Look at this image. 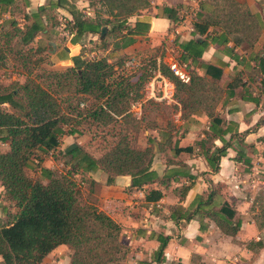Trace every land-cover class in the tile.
I'll return each mask as SVG.
<instances>
[{
    "label": "trees",
    "instance_id": "obj_1",
    "mask_svg": "<svg viewBox=\"0 0 264 264\" xmlns=\"http://www.w3.org/2000/svg\"><path fill=\"white\" fill-rule=\"evenodd\" d=\"M84 1L88 2L89 8L98 5L102 10L95 11L94 16L90 17L69 0H50L29 13L28 0H0V23L8 26L0 41V67L5 64L7 53L12 52L26 69L23 83H12L0 89V144L8 147L5 152L0 149V192L16 209L14 213H6L5 222L0 221L1 264H42L46 256L59 246L71 248L68 264H120L126 254L120 241L121 227L98 208L101 184L88 174L98 170L103 172L107 176L106 185H111L115 177L129 176L130 187L136 189L155 183L166 186L170 181H175V175L187 180L193 177L178 168L164 172L162 177L151 170L155 148L157 152L165 154L169 148L176 155L192 151L191 147L176 146L169 127L159 132L161 141L148 139V145L144 148H134L127 137H123L99 157L90 155L80 147L68 154L61 151L64 157H71L70 170L59 172L41 166L38 176H27L26 170L35 160L41 165L39 157L49 155L58 147L60 137L65 134L63 126L72 125V118L62 111L58 100L60 95L95 96L100 104L88 116L94 120L101 117L112 119L113 116L124 115L132 103L133 93L137 101L141 97L139 90L147 82L142 75L134 83L124 76L113 78L114 67L106 58H86L82 40L85 36H97L103 48H107V41L112 40L114 50L125 49L148 31V20L140 18L142 12L151 7L150 0ZM19 3L25 10L22 14L25 24L22 27L13 17ZM58 9L64 10L70 17L66 20L69 42L81 46L80 54L70 58L72 65L66 69L41 70V74L35 78L31 75L39 60H33L32 56L38 48L33 50L29 46L39 33L46 32L44 22L54 20ZM180 9L164 7L162 15L175 24ZM4 12L11 16L7 21L2 18ZM132 18L135 21L129 25ZM193 27L194 38L179 45L181 61L191 60L195 68L203 71V76L191 70L189 81L182 83L163 62L160 65L161 73L175 85V101L183 121L199 112L209 119L208 130L196 146L200 147L210 170H218V162L227 155L228 149H235L234 161H242L249 167L250 159L244 149H251L252 146L244 143V137L255 128L233 133L231 124L225 126L216 107L223 97H231L233 90L229 86L225 89L220 84L221 68L199 59L208 44H215L222 46L230 58L237 60L235 48L245 44L250 52L249 58H253L258 67L250 71L249 79L260 78L264 96V44L257 52L253 51L262 34L263 22L245 4L235 0H208L200 4ZM210 28L218 31L211 34L208 32ZM197 36L203 37L202 40L196 39ZM246 92L251 94L249 89ZM251 101L259 102L254 98ZM263 121L264 116L255 126ZM74 133L75 130L70 129L69 135ZM227 135L229 138L226 140ZM215 140H220L222 146L216 147ZM262 156L264 159V151ZM76 175L81 176L79 181ZM188 191L189 186L183 185L179 199L184 198ZM220 191V186H211L208 194L196 197L189 209L180 205L170 207L171 219L177 224L181 219L188 222L199 214L212 220L222 234L234 238L240 230L241 221ZM257 195L251 210L256 206L255 224L258 229H264V190ZM160 197V192L151 189L146 199L151 201ZM165 242L162 240L160 243L156 256L163 253ZM248 247L251 248L252 243ZM191 263L203 264L196 255L192 256Z\"/></svg>",
    "mask_w": 264,
    "mask_h": 264
},
{
    "label": "crops",
    "instance_id": "obj_2",
    "mask_svg": "<svg viewBox=\"0 0 264 264\" xmlns=\"http://www.w3.org/2000/svg\"><path fill=\"white\" fill-rule=\"evenodd\" d=\"M49 1L28 0L27 12L32 13L38 7L48 4ZM189 1L150 0L151 7L143 11L140 18L148 20V31L137 37L135 42L123 49L120 54L138 53L142 51L144 42H148V46L150 43L152 49L158 48L165 39L174 45L173 50L180 56L181 60L179 45L186 44L194 38V35L185 28H180L179 35L176 39H172L170 31L174 24L162 15V9L164 7L172 10L183 8ZM235 1L245 4L249 11L263 22L262 34L253 49L254 52H257L264 44V0ZM81 4L80 8L88 7L86 2ZM57 11L66 18H70L64 10L58 9ZM214 31H218V29L210 28L208 30L211 34ZM197 37L198 40L203 38ZM68 44L69 50H67L68 48L64 49L60 59L66 62L67 67L72 65L70 58L79 55L81 51L80 45H72L69 41ZM235 54L238 56L237 60L230 58L222 46L208 44L199 60L205 64L221 68L223 74L220 84L225 89L229 86L228 88L233 90V95L223 97L216 107L217 114L226 123L225 126L231 124L233 133H243L255 128L244 137V143L252 146L251 149H244L246 156L250 159L249 167L244 165L242 161H234L236 151L235 149H228L227 155L221 157L218 162V170L212 172L200 147L196 146V143L204 138V132L208 130L209 119L204 113L199 112L192 115L189 120L183 121L180 118L181 113L178 108L174 115L176 130L172 133L173 141L176 142L178 148L191 147L192 151L190 153L181 152L176 155L169 148L166 154L157 152L155 148L151 170L162 177L164 172L178 168L193 176L191 180L175 175V181H170L166 186L155 183L146 185L142 189H136L130 187L131 178L129 176L115 177L111 185H106L107 176L103 172L98 170L88 174L93 180L101 184L98 208L121 227L120 241L125 247L126 254L120 264H192L193 255L200 257L203 264H264V229H258L254 217L247 218L248 213L244 210L252 207L255 199L246 190L254 191L257 189L255 194L262 189L264 190V176H261L264 174L262 156L264 151V121L255 126L264 116L263 88L259 84V77H254V80L249 79L250 71L256 70L258 67L252 61L253 58H249L250 52L246 50V45L237 46ZM187 63L190 65V71L193 70L198 75L203 76V71L195 68L191 64V60H188ZM242 84L245 86L243 87ZM247 89H249L250 95L246 92ZM251 98L259 100V102L254 103ZM154 138L152 137V139ZM228 138L229 135L225 137L226 140ZM155 140L161 141L159 132ZM147 145L146 142L142 146H135L134 148H144ZM214 145L221 147L222 143L220 140H215ZM167 160H172L175 164H172L174 162L168 163ZM36 174L38 176L39 172ZM183 185L189 186V191L180 200L179 192ZM211 186H220V192L236 210V217L241 221L240 230L234 238L222 234L212 220L199 214H195L193 219L188 222L181 219L177 224L170 217V207L180 205L184 209H189L196 197L208 194ZM151 189L160 192L161 197L148 201L146 197L149 196ZM162 240L166 241L163 253L156 256V251ZM250 243H252L251 248L248 247ZM61 247L63 246L57 247L48 254L42 264L49 255ZM1 261L0 257V263ZM68 263L69 256L65 264Z\"/></svg>",
    "mask_w": 264,
    "mask_h": 264
},
{
    "label": "rangeland",
    "instance_id": "obj_3",
    "mask_svg": "<svg viewBox=\"0 0 264 264\" xmlns=\"http://www.w3.org/2000/svg\"><path fill=\"white\" fill-rule=\"evenodd\" d=\"M69 1L90 17L94 16L95 11L102 10L98 5L92 8H80L82 5L81 3L85 2L84 0ZM24 12V8L21 7L19 3L17 13H15L13 17L21 27L25 24L22 18ZM88 12L89 14H87ZM49 16H51V14ZM10 17L8 12L2 14V18L5 21L9 20ZM53 18L54 20L44 22L46 32L39 33L29 46L33 50L38 48V51L32 56L33 60H39L37 67L34 68L31 75L35 78H38V75L41 74V70L60 71L66 69L68 66L66 62L60 60L64 49L68 48L67 50H69L68 41L70 35L66 27L67 18L60 13ZM130 20L129 25H132L135 19L132 18ZM7 28L8 26L4 23H0V41L2 40L1 37L3 36V32H6ZM82 41L85 47L86 58H106L114 67L115 74L113 78L124 76L129 79L131 83L136 82L141 75L147 78L149 69H152L157 64V59L167 63L169 58H172L179 62V56L173 50L174 45L168 43L165 39L158 48L153 49L150 47V43L148 46V42H144L142 51L132 55H122L120 54L122 50H114L112 40L107 41V48L102 47L97 36H85ZM15 58H17L15 53H7L5 64L0 67V89L8 87L12 83H23L25 81L26 69H24ZM131 58L135 60L133 61L134 63L125 66V62ZM38 81L40 82L41 80L38 79ZM144 84L138 94H141ZM135 99L136 96L133 93L130 103L134 102ZM58 100L61 104L62 111L72 118L73 126L70 124L63 126L65 134L60 137L59 149L57 147L54 151H51L49 155H43L39 158L41 159L42 167L53 168L59 172L70 170L71 157H64L60 154V152L64 151L69 145H77V147H80L90 155L99 157L120 138L127 137L129 143L133 147H140L146 143L148 139L152 137L157 138L158 132H161V130H167L169 127L168 131L171 134L176 130L174 115L178 111V104L166 105L155 101H149L142 105L141 117L139 119L133 117L132 113H130V107H128V110L121 117L115 118L112 115V119L101 117L98 120H94L88 116V113L95 110L96 106L100 104L95 96H72L65 94L60 95ZM70 129H74L76 133L69 135ZM7 148L6 144H0L2 152L7 151ZM37 172H39V169L34 164L30 165L29 170H26L27 176L31 178H34ZM261 176H264V174ZM75 178L79 181L81 176L76 175ZM255 190L250 191L249 189L246 190V192L251 194V197H257L258 192L255 194ZM251 208L250 206L244 209L248 213V215L245 214L247 218H252L257 214L256 206L253 210H251ZM15 211L16 209L13 207L12 203L7 201L3 193L0 192V221L5 222L6 213H14ZM71 253V248L63 246L49 255L43 264H65Z\"/></svg>",
    "mask_w": 264,
    "mask_h": 264
},
{
    "label": "built area",
    "instance_id": "obj_4",
    "mask_svg": "<svg viewBox=\"0 0 264 264\" xmlns=\"http://www.w3.org/2000/svg\"><path fill=\"white\" fill-rule=\"evenodd\" d=\"M204 0H190L183 8L178 11V21L172 26L170 36L175 39L179 33L180 28H185L189 33L194 31V20L196 14L200 10V4ZM135 61L133 58L125 62V66L133 64ZM164 63L170 72L177 77L182 83L189 81L190 65L187 62H182L179 56V62L175 59L169 58L168 62L159 61L152 69H149L147 75V82L144 84L143 90L141 91V97L131 103L130 113H132L135 119L141 117V107L148 101H155L166 105H176L175 101V85L166 76L161 73L160 65ZM189 70V71H188ZM34 165L41 167L38 160L34 161Z\"/></svg>",
    "mask_w": 264,
    "mask_h": 264
},
{
    "label": "water",
    "instance_id": "obj_5",
    "mask_svg": "<svg viewBox=\"0 0 264 264\" xmlns=\"http://www.w3.org/2000/svg\"><path fill=\"white\" fill-rule=\"evenodd\" d=\"M76 148H77V145H74V144L69 145L68 147H66V148L64 149V154H68V153H70L71 151L75 150Z\"/></svg>",
    "mask_w": 264,
    "mask_h": 264
}]
</instances>
